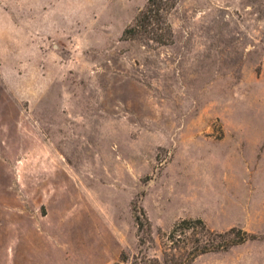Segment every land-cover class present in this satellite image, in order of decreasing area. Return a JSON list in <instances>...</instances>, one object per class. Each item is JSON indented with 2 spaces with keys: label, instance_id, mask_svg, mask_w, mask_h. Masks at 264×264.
Masks as SVG:
<instances>
[{
  "label": "rangeland",
  "instance_id": "obj_1",
  "mask_svg": "<svg viewBox=\"0 0 264 264\" xmlns=\"http://www.w3.org/2000/svg\"><path fill=\"white\" fill-rule=\"evenodd\" d=\"M0 0V264H110L135 215L256 236L190 264H264V0Z\"/></svg>",
  "mask_w": 264,
  "mask_h": 264
},
{
  "label": "trees",
  "instance_id": "obj_2",
  "mask_svg": "<svg viewBox=\"0 0 264 264\" xmlns=\"http://www.w3.org/2000/svg\"><path fill=\"white\" fill-rule=\"evenodd\" d=\"M177 0H147L142 10L123 30L122 37L141 38L147 43L165 44L171 41V31L166 20L168 11ZM139 249L128 258L125 253L110 264H190L197 256L213 251L226 250L232 245L256 238L242 229L230 228L216 232L200 218H184L162 234L161 257L147 252L154 243L152 227L143 211L135 215Z\"/></svg>",
  "mask_w": 264,
  "mask_h": 264
}]
</instances>
